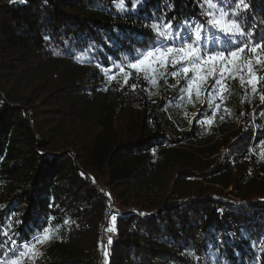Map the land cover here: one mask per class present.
<instances>
[{
  "label": "trees",
  "instance_id": "16d2710c",
  "mask_svg": "<svg viewBox=\"0 0 264 264\" xmlns=\"http://www.w3.org/2000/svg\"><path fill=\"white\" fill-rule=\"evenodd\" d=\"M212 3L0 0V264H264V0L235 58Z\"/></svg>",
  "mask_w": 264,
  "mask_h": 264
},
{
  "label": "snow or ice",
  "instance_id": "6c2138e0",
  "mask_svg": "<svg viewBox=\"0 0 264 264\" xmlns=\"http://www.w3.org/2000/svg\"><path fill=\"white\" fill-rule=\"evenodd\" d=\"M202 7H206L209 9V11H207L205 14L209 17H211V23L214 26H219L221 24V22H225L228 26L221 28L220 30L223 31L228 37L229 39L225 42L226 45H233L235 44V46L239 49V51H230V56L231 57H237L239 55V52L243 51V48L240 47L241 44H243V41H236V37L240 36L243 37L245 36V33L241 30V25L240 23H238L237 21H242L243 17L240 14L241 13V9L246 8L247 5L243 4V0H216V3H212V4H206V5H201ZM118 8H122L123 5L122 4H118L117 5ZM233 9V11H225V9ZM214 10V11H213ZM217 14L219 15V18H217ZM232 16H236V19L233 20ZM155 32L157 33L158 37L160 39L157 40V44H160L164 47L165 51L161 52L160 55H166L167 53H173V52H184V56L182 57V59L184 61H187L189 64L195 63L197 61H201L204 60V62H209L215 58H220L221 60L227 61V58L224 57V53L223 52H216L213 55H208L205 59L204 54H203V49L200 47V45L198 44V41L201 39V31L199 29V27L196 28L195 30V36H196V40H192L191 35H187L181 38V45L179 48H173L170 47L169 45L174 42L176 40V36L173 35V31H172V25L171 22H168L167 24H163V25H157V24H153L151 26ZM182 27H184L185 29H188L189 26L187 24L183 25ZM233 29H235V31H233ZM177 33H179L180 29L177 28ZM262 39H264V37H262ZM192 40V43L189 44L188 41ZM193 45H196L195 47H193ZM225 50H229L228 48H226ZM256 47L254 46L252 48V51H255ZM57 55H59V53H57ZM154 53L153 52H149L148 56H153ZM191 57V59H190ZM78 60H80V57H77ZM133 59L138 60L139 63H133L130 65L131 68L133 69H137L138 71H143V68L141 67L145 60L141 59V57H134ZM146 59V58H145ZM179 62V61H178ZM120 72H124L123 68L119 69ZM183 71L185 73H187L189 71L188 67H184ZM175 71H173L172 75H175ZM127 76V74H126ZM114 75L110 77V79H114ZM128 80L127 78L125 79V83H127ZM195 81H193L194 83ZM133 88H135V85H132ZM219 87V81H215L214 85H213V90H215L216 88ZM262 99H264V97H262ZM217 108H219V105H217ZM114 219V218H113ZM45 232H47V229L44 230ZM41 237L39 234L33 236L32 240L33 241H38L40 240ZM31 243V241H30ZM109 243H111V240H109ZM28 245H25V248H27ZM188 255H194V253H187ZM17 255H23L22 252L17 253ZM12 264H19V261H13Z\"/></svg>",
  "mask_w": 264,
  "mask_h": 264
},
{
  "label": "rangeland",
  "instance_id": "374dc122",
  "mask_svg": "<svg viewBox=\"0 0 264 264\" xmlns=\"http://www.w3.org/2000/svg\"><path fill=\"white\" fill-rule=\"evenodd\" d=\"M224 27H226L225 26V24L223 23L222 25H221V27L220 28H224ZM149 60H151L150 59V56H148L146 59H145V62H151V61H149ZM109 229H111V228H107L106 230H104V231H102V241H103V245H106V243H107V234L109 233Z\"/></svg>",
  "mask_w": 264,
  "mask_h": 264
}]
</instances>
